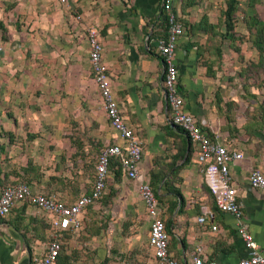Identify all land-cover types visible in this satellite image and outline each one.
I'll return each instance as SVG.
<instances>
[{
  "label": "crops",
  "instance_id": "1",
  "mask_svg": "<svg viewBox=\"0 0 264 264\" xmlns=\"http://www.w3.org/2000/svg\"><path fill=\"white\" fill-rule=\"evenodd\" d=\"M160 1L67 0L60 6L54 0L50 7H63L71 32L22 35L18 40L28 46L27 55L14 36H0V191L23 182L33 194H52L72 204L92 189L94 169L92 177L83 170L89 155L97 160L103 147L120 143L88 61L83 35L95 27L113 98L140 141V180L161 198L171 256L184 264L201 245L207 260L237 264L247 252L235 219L215 207L188 137L169 121L157 49L158 39L166 36ZM240 30L236 35L244 42L239 45L248 41V50L184 27L175 64L184 110L210 139L242 154L230 165L231 184L249 232L264 249V192L248 184L251 171L264 172V113L254 90L256 76L247 80L245 75L246 64L256 65L260 56L247 29ZM108 169L105 192L83 213L80 230L63 233L57 264H156L138 183L114 163ZM204 206L213 216L198 224ZM48 221L31 203H17L0 217V264H35L50 240Z\"/></svg>",
  "mask_w": 264,
  "mask_h": 264
},
{
  "label": "built area",
  "instance_id": "2",
  "mask_svg": "<svg viewBox=\"0 0 264 264\" xmlns=\"http://www.w3.org/2000/svg\"><path fill=\"white\" fill-rule=\"evenodd\" d=\"M59 3L66 5L67 0H59ZM173 4L174 0H161V9L166 13L164 17L166 36L157 41V49L164 64L163 88L169 121L189 138L191 151L213 197L215 207L220 212L231 214L235 219L236 234L247 252L237 264H264V249L255 243L249 232L231 184L230 165L242 159V154L228 150L210 139L196 119L184 110V98L178 90V70L175 64L177 40L183 35L184 27L173 12ZM86 32L88 61L93 80L103 102L109 125L117 134L120 143L105 146L99 151L89 194L78 197L72 204H67L52 194H33L30 186L23 182L7 185L0 191V217L8 215L17 203H31L46 213L49 216L50 240L44 254L35 259V264H57L63 244V233H76L80 230L83 213L89 206L95 205L105 192L110 161L117 159L122 174L130 181L138 183V194L148 217V247L155 263L182 264L169 252V235L165 229L161 206L149 183L140 180L138 170V162L142 154L140 141L123 121L118 104L113 98L108 68L103 60L100 34L95 27L87 28ZM248 184L251 188L264 192V172L258 169L251 171ZM212 216V211L204 206L200 209L196 222L203 224ZM211 229L216 231L217 226H212ZM184 264L224 263L207 260L203 248L198 245Z\"/></svg>",
  "mask_w": 264,
  "mask_h": 264
},
{
  "label": "rangeland",
  "instance_id": "3",
  "mask_svg": "<svg viewBox=\"0 0 264 264\" xmlns=\"http://www.w3.org/2000/svg\"><path fill=\"white\" fill-rule=\"evenodd\" d=\"M54 0H0V36L3 40H6L8 35L16 38L18 48L25 49L24 53L29 52L28 46L21 47L20 37L25 35L31 37L35 33L52 34L54 32L70 33L72 24L70 20L63 14V7L58 10H52L50 7ZM231 0H174L173 12L179 18V20L185 25V29L197 36L205 35L210 38L213 35L216 41L222 42L224 38L230 39L233 47L241 46L249 49V43L243 44V39L239 41L241 37L237 36L243 30L246 29L243 19L244 16L256 15L261 23L264 24V0H235L234 16L229 21L226 17L228 13V6ZM58 3V1L56 0ZM59 4V3H58ZM62 6V4H59ZM54 6V5H53ZM160 18H164L166 13L159 9ZM72 21V20H71ZM230 24V26L228 25ZM264 29V27H263ZM248 33V32H247ZM52 36V35H51ZM87 41V32L83 35ZM246 37H250L249 33ZM236 40V41H235ZM48 40L44 37L43 42ZM27 43L30 41L27 40ZM20 43V44H19ZM241 49V48H240ZM25 53V55L29 53ZM249 53V51H247ZM247 53V57L249 54ZM29 58V57H28ZM251 65L246 64L245 75L247 80H252V77L257 76L256 83L258 87L254 90L256 96L261 98L262 107L261 111L264 113V67L259 69L258 74H255L250 69ZM253 85L255 83H252ZM93 156V155H92ZM92 156L86 159L83 164L84 174L88 177L93 175V163L96 159ZM94 157V156H93ZM117 167V165H115ZM110 169H108L109 171ZM84 218V217H83Z\"/></svg>",
  "mask_w": 264,
  "mask_h": 264
},
{
  "label": "trees",
  "instance_id": "4",
  "mask_svg": "<svg viewBox=\"0 0 264 264\" xmlns=\"http://www.w3.org/2000/svg\"><path fill=\"white\" fill-rule=\"evenodd\" d=\"M235 3H236L235 0H231L229 2L228 13L226 14V17L229 21L234 16V11L236 9ZM243 22H244V25L246 26L247 32L250 35L249 39L252 43V46L258 51V54L260 56L258 63L256 65L251 64V68H250L251 70H253L255 72V74H258V72H259L258 70L261 69L262 67H264V57H263V55H264V29H263L264 24L259 21V19L256 15L244 16ZM182 25H183V23H182ZM228 25L230 26V24H228ZM230 39H233V38H230ZM256 79H257V76H256ZM182 133H184V132H182ZM112 163L117 165V167L119 166V168H120V163L117 159H112L110 161L109 167ZM152 190H153V188H152ZM174 192H176V191L174 190ZM153 193H154L156 199L158 200V202H160L161 198H159L157 191L153 190ZM177 193L178 192H176V194Z\"/></svg>",
  "mask_w": 264,
  "mask_h": 264
}]
</instances>
